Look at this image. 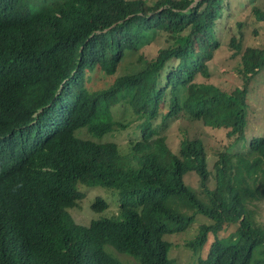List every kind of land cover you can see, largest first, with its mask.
Returning a JSON list of instances; mask_svg holds the SVG:
<instances>
[{"label": "trees", "instance_id": "16d2710c", "mask_svg": "<svg viewBox=\"0 0 264 264\" xmlns=\"http://www.w3.org/2000/svg\"><path fill=\"white\" fill-rule=\"evenodd\" d=\"M224 1L0 0V115L15 105V124L39 112V123L59 128L36 169L15 183L33 199L0 179V264H127L106 247L136 264H173L175 242L164 237L196 215L210 220L183 244L196 264H264V138L231 150L244 139L247 88L264 67V43L244 47L245 22H236L226 46L239 58L237 84L209 80ZM251 6L253 22L264 24V9ZM156 38L163 47L144 58L140 49ZM96 72L112 81L89 91ZM180 115L226 130L210 170L200 140L183 135L177 152L169 149L160 130ZM120 133L124 143L102 141ZM190 175L197 188L186 184ZM95 186L116 192L118 214L78 225L67 210L78 187ZM91 207L107 204L95 198ZM228 225L232 236L217 238Z\"/></svg>", "mask_w": 264, "mask_h": 264}, {"label": "rangeland", "instance_id": "374dc122", "mask_svg": "<svg viewBox=\"0 0 264 264\" xmlns=\"http://www.w3.org/2000/svg\"><path fill=\"white\" fill-rule=\"evenodd\" d=\"M256 7L264 9V0H225L223 3V12L221 14L220 22L215 29V37L220 43V46L213 52L212 58L208 63L210 81L217 85L237 84L235 79V69L239 63V58H230V52L226 46L229 38L236 32V22H245L241 27L244 39V47H261L264 43V24L253 22V17L250 14L251 3ZM256 30V32H254ZM233 34V35H234ZM163 47L162 39L156 38L151 44L145 45L140 49L144 58L150 59L154 56L155 51ZM112 78L103 79L99 72L91 74V79L87 83L92 89H99L102 83L111 82ZM247 115L246 126L244 131V139L239 144H235L231 148L233 151L245 150L248 146L249 140L252 138H264V67L252 77L247 88ZM159 123V121H157ZM166 139L169 149L176 153L178 150V143L183 138V135L190 140L198 139L202 142L208 158V170H210L212 163L216 159L219 152H222L227 146L226 130H214L203 126L201 122L191 121L183 116H178L169 120L160 130ZM127 140L123 133L114 135L112 137L105 136L102 141L116 142L118 144L124 143ZM230 150V148H229ZM187 176V175H186ZM186 184L192 188H197L198 181L194 175H190L185 180ZM85 189H81L84 192ZM103 199L107 208L102 212H95L91 209L94 196ZM120 201L114 190L95 187L90 192L86 193L78 204L77 208L73 209L70 214L73 220L81 225H85L88 221L96 219H104L115 217L118 214V207ZM88 207V209H87ZM258 220L264 222V201L258 204ZM210 220L196 215L187 229L181 233L166 235L164 239L168 242H175L169 252V258L173 264H196L197 255L192 254L184 248L183 244L197 233L200 225H208ZM236 229L235 225L226 226L219 234L218 238L226 239L232 236ZM211 234L207 235V241L200 252L202 258L205 257L207 249L213 240ZM106 251L127 264H136V262L126 255L118 256L112 248L106 247Z\"/></svg>", "mask_w": 264, "mask_h": 264}, {"label": "clouds", "instance_id": "9594fccd", "mask_svg": "<svg viewBox=\"0 0 264 264\" xmlns=\"http://www.w3.org/2000/svg\"><path fill=\"white\" fill-rule=\"evenodd\" d=\"M2 19H5L7 21L5 17L0 18V20ZM85 88L89 91L96 90L92 89V87L87 83ZM14 106H10L9 110L6 113L3 110L2 115H0V179L2 177H5L7 179L5 187H7V190H9L10 192L15 194L27 195L25 189H21V191L18 193L15 187V183L18 182L26 172H32L36 169L39 163V159L45 152L47 144L55 140L58 136L59 128L55 127V125L51 123H39V120L37 119V115L39 112H36L32 116H30L29 119L21 125L15 124V121H13L16 119V117L14 116V113L16 111ZM61 121L63 122L64 126H67V119L64 116H61ZM44 129L47 130L44 131ZM44 170L51 171L52 169L50 168V165H48L44 167ZM95 187L85 188L84 192H81V189H84L83 187H78L79 200L77 201V206L78 204L81 205V201L85 194L90 192L92 189H95ZM27 197L29 198V200L33 199V197L29 195H27ZM94 197L100 198L97 197V195H95ZM95 198L93 199L91 206L93 205ZM77 206L67 210L72 220L73 218L70 212L73 209L77 208ZM90 221L91 219L85 225L78 224L75 221L74 222L81 226H87ZM112 253L113 252H111V254ZM116 254L118 256L122 255L118 253Z\"/></svg>", "mask_w": 264, "mask_h": 264}]
</instances>
